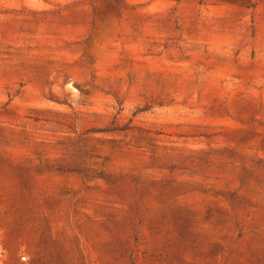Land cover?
I'll list each match as a JSON object with an SVG mask.
<instances>
[{
	"label": "rangeland",
	"instance_id": "1",
	"mask_svg": "<svg viewBox=\"0 0 264 264\" xmlns=\"http://www.w3.org/2000/svg\"><path fill=\"white\" fill-rule=\"evenodd\" d=\"M0 264H264V0H0Z\"/></svg>",
	"mask_w": 264,
	"mask_h": 264
}]
</instances>
